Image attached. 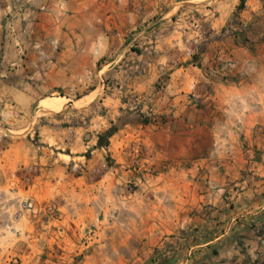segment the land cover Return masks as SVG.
Returning a JSON list of instances; mask_svg holds the SVG:
<instances>
[{
  "label": "crops",
  "instance_id": "obj_1",
  "mask_svg": "<svg viewBox=\"0 0 264 264\" xmlns=\"http://www.w3.org/2000/svg\"><path fill=\"white\" fill-rule=\"evenodd\" d=\"M40 25L0 264H264V0H66Z\"/></svg>",
  "mask_w": 264,
  "mask_h": 264
},
{
  "label": "rangeland",
  "instance_id": "obj_2",
  "mask_svg": "<svg viewBox=\"0 0 264 264\" xmlns=\"http://www.w3.org/2000/svg\"><path fill=\"white\" fill-rule=\"evenodd\" d=\"M65 1L0 0V171L7 170V156L4 150L10 143L25 139L30 132L34 140L38 139L37 133L34 132L35 124L30 122L29 115L28 120H25L23 113L15 112L18 109L15 106L16 101L20 108L27 105V101L16 96L17 92H23L28 85L24 69L27 58L25 44L40 38V23L44 22L46 16H50L57 5L60 7ZM12 47L17 48L15 57L9 55L14 52L9 49ZM55 96L59 94L55 93Z\"/></svg>",
  "mask_w": 264,
  "mask_h": 264
},
{
  "label": "bare ground",
  "instance_id": "obj_3",
  "mask_svg": "<svg viewBox=\"0 0 264 264\" xmlns=\"http://www.w3.org/2000/svg\"><path fill=\"white\" fill-rule=\"evenodd\" d=\"M62 98H52V99H48V100H44L43 105L45 106H59L61 104Z\"/></svg>",
  "mask_w": 264,
  "mask_h": 264
},
{
  "label": "trees",
  "instance_id": "obj_4",
  "mask_svg": "<svg viewBox=\"0 0 264 264\" xmlns=\"http://www.w3.org/2000/svg\"><path fill=\"white\" fill-rule=\"evenodd\" d=\"M113 131H114V128H111V130L107 132V135L110 136L113 133ZM100 142L102 143V139L100 140Z\"/></svg>",
  "mask_w": 264,
  "mask_h": 264
},
{
  "label": "built area",
  "instance_id": "obj_5",
  "mask_svg": "<svg viewBox=\"0 0 264 264\" xmlns=\"http://www.w3.org/2000/svg\"><path fill=\"white\" fill-rule=\"evenodd\" d=\"M230 67L232 66L231 64L229 65ZM222 70V69H221ZM196 98V97H195ZM197 99V98H196Z\"/></svg>",
  "mask_w": 264,
  "mask_h": 264
}]
</instances>
